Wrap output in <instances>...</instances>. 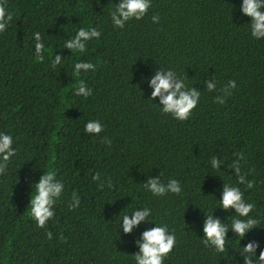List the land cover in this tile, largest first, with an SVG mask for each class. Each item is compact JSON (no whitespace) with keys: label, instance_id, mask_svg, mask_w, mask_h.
I'll list each match as a JSON object with an SVG mask.
<instances>
[{"label":"trees","instance_id":"trees-1","mask_svg":"<svg viewBox=\"0 0 264 264\" xmlns=\"http://www.w3.org/2000/svg\"><path fill=\"white\" fill-rule=\"evenodd\" d=\"M114 2L0 0L12 13L0 33V131L13 135L16 148L0 171V264H134L133 241L145 225L119 235L116 214L140 206L176 236L163 264H224L248 240L259 242L258 255L264 248V39L242 24L249 18L241 16L239 0H151L145 16L122 29L110 22ZM87 26L101 35L84 53L63 49ZM33 31L45 42L41 57L33 52ZM56 53L62 63L53 68ZM75 60H91L95 68L73 75ZM157 65L201 89L189 119L160 112L148 98L141 73ZM206 79H215L216 89L205 90ZM77 80L92 89L90 96L74 94ZM229 80L236 86L225 95ZM89 119L104 125L99 135L83 131ZM213 155L222 158V170L209 169ZM241 156V173L253 187L237 186L253 204L257 226L240 241L229 231L226 252L216 253L200 237L201 211L217 206L211 192L222 182L237 183L232 161ZM48 168L66 191L54 217L37 227L27 214L28 181ZM159 174L164 182L179 180L181 192H148L141 182ZM73 190L80 202L69 209ZM214 215L226 213L217 208Z\"/></svg>","mask_w":264,"mask_h":264},{"label":"clouds","instance_id":"clouds-1","mask_svg":"<svg viewBox=\"0 0 264 264\" xmlns=\"http://www.w3.org/2000/svg\"><path fill=\"white\" fill-rule=\"evenodd\" d=\"M151 6V0H116L114 7L109 10L110 22L114 28H124L126 23L135 19L139 20L145 16ZM239 12L241 16L248 17L247 31L251 37L259 40L264 39V0H239ZM12 19V13L6 5H0V33L4 32ZM159 19L157 15H152L151 20L156 22ZM33 52L37 57H41L46 51L45 42L41 38L39 31L32 32ZM101 35L97 27L87 26L78 28L74 35H71L63 43V49H68L71 53L80 54L85 52L88 41L97 39ZM62 54L56 53L50 60V65L55 68L62 63ZM95 64L91 61L75 60L72 64L73 75H79L81 70L87 72L94 69ZM141 82L147 84L150 89L149 97L153 104L158 106L159 111L170 115L178 121H185L190 118L192 110L200 100L201 89L188 84L172 68H163L157 65L150 69L149 74L145 76L141 73ZM215 79H206L203 81V88L209 92L216 89ZM235 81L229 80L221 89L225 95L229 94L234 88ZM142 92V89H140ZM73 92L79 97H88L92 89L88 87L83 80H77V86ZM214 99L219 103H224L222 96H216ZM104 125L98 119H89L85 121L83 131L87 134L99 135ZM14 138L10 132L0 131V171L5 170V165L16 154L14 147ZM240 159L232 161V170L237 174L236 184L222 182L218 189L211 192L218 201L216 207L209 212L200 211L203 214L201 223L202 242L211 247L216 253L226 252V234L231 231L233 235L239 237V241L249 233L253 227L257 226V220L250 215L253 204L244 199L243 193L237 184L246 185L247 188L253 187V181L246 179L245 174L241 173ZM223 164L222 158L217 159L213 155L208 160V167L211 170L220 171ZM224 165V164H223ZM40 169V168H39ZM42 170V169H41ZM214 176V175H213ZM97 177L92 176L95 180ZM30 191L28 192L27 214L34 220L37 227H43L49 222L55 214L54 205L63 197L66 191V185L62 179L57 176L54 169L48 168L42 170L38 178L29 181ZM143 187L153 196H164L168 193H180L181 183L175 178H168L164 182L159 176H147L143 182ZM219 192L217 198L216 192ZM80 202L78 193L73 190L71 193V203L67 204L69 209L75 208ZM220 209L226 215L223 219L214 215V209ZM151 210L147 206L134 207L130 211L121 213L119 211L117 231L124 234H131L134 230L145 225L143 230L139 231L138 237L133 243L137 251L132 254L134 264H163L166 255L173 249L176 243L175 234L169 230L167 225L156 223L150 217ZM231 216L230 224L225 223L226 217ZM151 223V227L147 225ZM51 237V232L47 233ZM240 245V243H239ZM260 247L256 240H248L242 246L240 245L237 256L228 254L224 258V264H264V248H261L257 255V248Z\"/></svg>","mask_w":264,"mask_h":264}]
</instances>
